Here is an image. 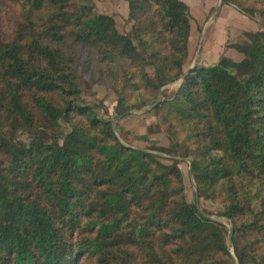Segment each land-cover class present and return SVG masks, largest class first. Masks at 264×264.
Listing matches in <instances>:
<instances>
[{
    "label": "trees",
    "instance_id": "trees-1",
    "mask_svg": "<svg viewBox=\"0 0 264 264\" xmlns=\"http://www.w3.org/2000/svg\"><path fill=\"white\" fill-rule=\"evenodd\" d=\"M128 2L123 34L93 0H0V264H264V0H224L262 25L235 45L244 58L195 66L154 107L174 110L168 132L234 254L187 200L179 160L123 144L80 96L75 47L114 71L122 111L144 105L123 89L156 99L184 73L188 5Z\"/></svg>",
    "mask_w": 264,
    "mask_h": 264
},
{
    "label": "rangeland",
    "instance_id": "rangeland-1",
    "mask_svg": "<svg viewBox=\"0 0 264 264\" xmlns=\"http://www.w3.org/2000/svg\"><path fill=\"white\" fill-rule=\"evenodd\" d=\"M93 2L95 11L112 15L115 18L116 26L121 33H131L134 20L130 14L128 0H93ZM188 8L190 12V7L188 6ZM254 19L259 21L257 18ZM198 35L200 36V33H198ZM200 39V37L195 39L196 45L192 49L189 48V58L184 66V73L182 76L163 85L156 99H149L153 94L146 87L134 89L132 94H129L128 90L123 89L124 93L127 95V103L129 105L137 106L144 102L142 107H130L126 111H122L123 107L120 109L118 108L121 85L113 80L114 71L110 69L108 65L98 63L95 53H81V50L75 47L71 49V55L74 62H79L77 64L79 66L77 72L80 76L79 89L83 101L92 106L99 117L110 119L112 123H114L115 134L123 144L156 153L165 163H171L173 158L179 160V167L183 173L187 200L191 203L198 202L199 210L207 214L211 219L217 221L220 226L226 230L228 245L231 253L234 254L233 241H229L232 224L230 220L222 214V204L219 201L206 199L204 196L198 194L197 183L190 165L192 156H182V153H186V149L181 151L177 150L174 140L168 132L173 125L171 121L174 122L175 119L172 118L174 117V110L168 108L167 104L161 106L160 109H154L158 102L169 100L175 96L184 78L190 72L185 74L188 69L192 70L195 66H202L197 65L195 61L199 50V44L201 43ZM246 40L247 36L244 35L242 40H239L238 43H243ZM148 71L150 75H153L152 67L148 66ZM154 103L156 104L150 107ZM63 128L67 130L69 129V125L64 123ZM18 137L26 141L28 140L25 134H19ZM47 138L51 139L52 136L46 134V139ZM180 139H183V134H181ZM191 147H194L193 144ZM232 237L233 231L231 238Z\"/></svg>",
    "mask_w": 264,
    "mask_h": 264
},
{
    "label": "crops",
    "instance_id": "crops-1",
    "mask_svg": "<svg viewBox=\"0 0 264 264\" xmlns=\"http://www.w3.org/2000/svg\"><path fill=\"white\" fill-rule=\"evenodd\" d=\"M183 1L190 7L192 15L189 48L196 45L195 39L201 38L195 60L197 65H215L222 56L235 61L244 58L243 52L235 45L240 44L238 42L246 31L260 28L258 20L244 14L233 4L224 2L220 6L221 0Z\"/></svg>",
    "mask_w": 264,
    "mask_h": 264
},
{
    "label": "water",
    "instance_id": "water-1",
    "mask_svg": "<svg viewBox=\"0 0 264 264\" xmlns=\"http://www.w3.org/2000/svg\"><path fill=\"white\" fill-rule=\"evenodd\" d=\"M223 3H224V0H221V2H220V6H221ZM191 68H192V67H191ZM189 71H190V69H188V70L185 72V74H187ZM159 100H160V98H159ZM155 104H156V103L152 104L150 107H153ZM114 120H116V119H114ZM114 120H113V122H114ZM112 126H113V128H114V123H112ZM190 165H191V167H192V160H190ZM196 204H197L198 209H200V208H199V203L197 202ZM232 231H233V229H232V227H231V228H230V234H229V241H230V242H232V238H231Z\"/></svg>",
    "mask_w": 264,
    "mask_h": 264
}]
</instances>
